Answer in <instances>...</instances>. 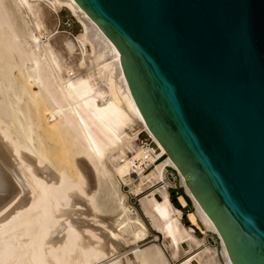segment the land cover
I'll use <instances>...</instances> for the list:
<instances>
[{
	"label": "bare ground",
	"instance_id": "1",
	"mask_svg": "<svg viewBox=\"0 0 264 264\" xmlns=\"http://www.w3.org/2000/svg\"><path fill=\"white\" fill-rule=\"evenodd\" d=\"M63 8L80 25L76 35L57 30ZM140 132L162 155L157 160L137 147ZM126 151L135 152L131 160ZM140 155L152 163L145 172ZM165 166L178 171L137 112L113 44L76 2L0 0V264H168L157 245L138 244L147 228L115 174L123 182L138 177L135 195L154 189L139 206L173 260L202 246L180 264H222L217 249L182 223ZM179 179L192 221L204 235L218 234ZM76 200L95 214L76 212ZM220 246L231 264L221 239Z\"/></svg>",
	"mask_w": 264,
	"mask_h": 264
},
{
	"label": "water",
	"instance_id": "2",
	"mask_svg": "<svg viewBox=\"0 0 264 264\" xmlns=\"http://www.w3.org/2000/svg\"><path fill=\"white\" fill-rule=\"evenodd\" d=\"M74 1L231 264H264V0Z\"/></svg>",
	"mask_w": 264,
	"mask_h": 264
},
{
	"label": "rangeland",
	"instance_id": "3",
	"mask_svg": "<svg viewBox=\"0 0 264 264\" xmlns=\"http://www.w3.org/2000/svg\"><path fill=\"white\" fill-rule=\"evenodd\" d=\"M56 27H57L58 32H60V33H67V34H71V35H76L80 31V25H79V23L72 16V14L70 13V11H68L66 8H63L62 10H60L58 12V23H57V26ZM87 50L89 51V48L88 47H87ZM138 138L139 139H137L135 141L137 143V147H139V145H138L139 144V141H145L146 142V141L149 140V138H148V136H147V134L145 132L144 133L143 132H140L138 134ZM151 145L154 146L153 144H151ZM125 154L131 160L134 157L135 152H132V154H131L129 151H126ZM118 164L120 166L126 165L123 160H120L118 162ZM107 165H108V167L110 166L108 163H107ZM167 170H168L167 171L168 173L165 175V179H166V181L169 184H171V187H168V191L170 193V198L173 197V195H175V194L181 193L183 195L184 199L186 200V204L187 205L185 206V208H183V211H182L183 213H182V216H181L182 223L187 228H190L193 231H195V235H196L197 238H199V239L204 238V236H203L204 235L203 234L204 233V229L202 228V226L200 225V223L198 221L197 222L196 221H192L193 214L195 212V209H194V205L192 203V200L190 199V197L187 194H185L186 191L183 188L182 184L180 183V179L178 178L175 170L173 168H170V167L167 168ZM130 177H131V180L129 182L127 181L128 179H126L127 182L126 181L123 182L122 180H120V178L116 174L114 175L115 180L119 184L118 185V188H119L120 193H122L125 196V200H126L125 203L128 204V206L132 207L136 211V213L138 214V216L142 219V221L146 225L147 233L143 237V240H140L138 242V244L141 245V246H144V247L150 246L152 244L157 245L159 247V249L162 251L165 259L168 262V264H180L181 261L184 262V261H186L188 259H191L195 254H197L201 250H203V247L202 246H198L197 248L194 249V252L191 253L190 255H187L186 257H182L179 260H173L171 258L170 250H168V248L165 246V244L163 242L164 240H163L161 234H159L152 227L150 221L146 217H144L143 213L141 212L140 206H139L140 205V199L143 198V197H145L149 192H151L154 189L153 188H144V189H142V191H140L141 192L140 194L135 195L132 190H134V188L136 187V185H137V187L140 186V184H139L140 181H139V179H138V177L136 175H133L132 174ZM155 198L157 200H159L158 195H155ZM76 201L79 202V204L77 203L78 206H74L73 207L76 210V212H78V211H80V212L81 211L82 212L84 211L85 212L89 208L86 203L82 202V200H76ZM177 203H178V201L175 198L174 199V203H172V204L174 206H176ZM82 205H83V207H82ZM85 206H87V207H85ZM177 209H179V208H177ZM89 211L87 210L85 213L86 214L89 213V215L95 214V213L91 212V209H89ZM188 214H189V216H188ZM96 215H97V213H96ZM72 217H75V214ZM88 217L90 218V216H88ZM188 219H190L194 225L199 226L202 231H199L198 229H193L191 227L190 223L188 222L189 221ZM206 234H207V239H205V244L206 245H209L211 247L214 246V248H216L217 251H218V255H219V257H220V259L222 261V264H225L224 261H223V259H222V257H221V246L219 245V240L217 239L216 235L214 233H212V232H209V231H206ZM130 246L131 245L125 246L124 248H122L120 250V252L131 248ZM182 247L185 250H188L187 247L184 244L182 245ZM127 256L129 257L130 254H127ZM191 264H198L197 263V260L196 259H192L191 260Z\"/></svg>",
	"mask_w": 264,
	"mask_h": 264
},
{
	"label": "built area",
	"instance_id": "4",
	"mask_svg": "<svg viewBox=\"0 0 264 264\" xmlns=\"http://www.w3.org/2000/svg\"><path fill=\"white\" fill-rule=\"evenodd\" d=\"M152 142L149 139L148 141H139V147L141 149H149V153H147V156L149 157V155L153 156V160H157L159 157H161L162 155H158L157 154V149L155 146L151 145ZM146 155H140V158L137 160L138 165L141 166V169L145 172L147 171L150 167H151V161H149L148 157ZM167 168H169L168 166H165V175L168 173L167 172ZM173 179V178H172Z\"/></svg>",
	"mask_w": 264,
	"mask_h": 264
},
{
	"label": "crops",
	"instance_id": "5",
	"mask_svg": "<svg viewBox=\"0 0 264 264\" xmlns=\"http://www.w3.org/2000/svg\"><path fill=\"white\" fill-rule=\"evenodd\" d=\"M180 199L183 200V202H184V206H182V205L180 204V202H179ZM176 200L179 202L178 205H179V209H180L181 213H183V212H182V211H183V208H185V206L187 205V204H186V200L184 199V197H183L181 194H179V196H178V198H176ZM185 215H186V214H185ZM188 216H189V214H188ZM188 220H189L188 222L190 223V225H191V227H192L193 229H198L199 231H202L201 228H200L199 226L194 225L190 219H188ZM194 233H195V231H194ZM203 234H204V233H203ZM203 236L205 237V239H207V234H206V233H205V235H203Z\"/></svg>",
	"mask_w": 264,
	"mask_h": 264
},
{
	"label": "trees",
	"instance_id": "6",
	"mask_svg": "<svg viewBox=\"0 0 264 264\" xmlns=\"http://www.w3.org/2000/svg\"><path fill=\"white\" fill-rule=\"evenodd\" d=\"M179 194H181V193H179ZM179 194H175V195H173V197L170 198V200H171L172 203H174V199L177 198V197L179 196ZM181 195H182V194H181ZM169 196H170V193H169ZM182 196H183V195H182ZM175 207L179 208L178 203L176 204Z\"/></svg>",
	"mask_w": 264,
	"mask_h": 264
}]
</instances>
